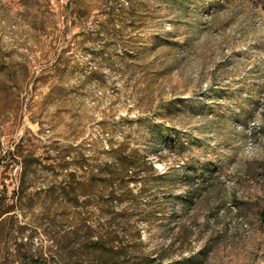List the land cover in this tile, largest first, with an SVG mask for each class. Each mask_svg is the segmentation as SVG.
Wrapping results in <instances>:
<instances>
[{"label":"rangeland","instance_id":"374dc122","mask_svg":"<svg viewBox=\"0 0 264 264\" xmlns=\"http://www.w3.org/2000/svg\"><path fill=\"white\" fill-rule=\"evenodd\" d=\"M117 155L114 227L264 264V0H0V264L106 224Z\"/></svg>","mask_w":264,"mask_h":264},{"label":"trees","instance_id":"16d2710c","mask_svg":"<svg viewBox=\"0 0 264 264\" xmlns=\"http://www.w3.org/2000/svg\"><path fill=\"white\" fill-rule=\"evenodd\" d=\"M118 167L114 171H108V177L105 179V190L101 208L103 213H107L108 222L100 226V229L93 225L85 223L84 231H75V240L71 246V251L65 252L66 247L60 246L64 252L59 253V257L53 255H42L37 259L30 258L26 260L27 264H214L211 255L212 247L205 244L199 251H191L187 254H179L173 257L170 253V247H147L142 239L140 230H131L127 223L119 229L114 227L116 218L128 221L129 214L123 210L115 211L113 203L116 198L115 185L126 184L129 180L126 178L127 172L132 166V161H128L122 156L117 155ZM116 175V176H115ZM138 178H135L137 181ZM116 180V181H114ZM141 181V179H140ZM116 182V183H115ZM9 210L5 208L0 210V221L3 215ZM152 214H148L151 218ZM81 220H85L81 217ZM117 225L119 223L117 222ZM190 230L184 228L179 232L180 241L184 243ZM70 250V249H69Z\"/></svg>","mask_w":264,"mask_h":264}]
</instances>
